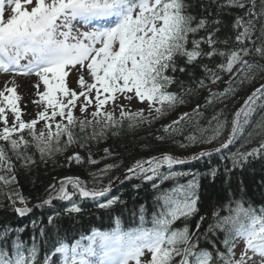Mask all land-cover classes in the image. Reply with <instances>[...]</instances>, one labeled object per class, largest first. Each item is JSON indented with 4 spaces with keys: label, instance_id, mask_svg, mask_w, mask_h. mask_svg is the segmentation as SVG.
Segmentation results:
<instances>
[{
    "label": "snow or ice",
    "instance_id": "1",
    "mask_svg": "<svg viewBox=\"0 0 264 264\" xmlns=\"http://www.w3.org/2000/svg\"><path fill=\"white\" fill-rule=\"evenodd\" d=\"M214 2L219 11L217 18L209 21L193 15L187 0H0V72L36 75L44 85V91L38 94L46 103L45 109L37 114L38 120L45 122L37 132L36 119L30 122L21 119L15 89H7L12 93L9 96L0 91L3 98L0 100V121L4 125L0 130V141L3 142L0 143V171L14 173L13 158L22 168L34 164L33 155L28 154L33 149L41 160L51 157L54 152L61 151L62 138L64 148L73 143L87 147L88 140L103 138V130L88 132V129L93 122L99 125L101 116L104 117V128L121 123L114 119L111 111L102 112L104 105L117 99V94H123L129 101L135 97L140 102H147L151 120L144 115V109L126 113L120 106L121 117L127 119L129 128H135L143 123L151 125L171 113L187 103L186 95L206 88L208 83L216 84L223 79V74L229 76L226 87L220 92L209 89L206 104L223 102L236 94L233 85L251 83L258 74H264V64L246 59L251 55L264 58V0H259V4L257 0ZM233 8L242 10L243 15H237L231 25L236 32L235 46L228 47L231 37L220 39L218 35L223 24L219 16ZM202 30L207 34L197 38ZM221 44L225 47H219ZM215 57L221 61L215 67L203 63ZM196 65L204 75L193 79L195 88H185L184 82L180 81L179 92L169 91L170 86L177 83V73L187 72L193 76L187 66ZM73 70L77 73L79 92L66 84V77ZM86 74L91 83L85 79ZM34 87L39 88V83ZM81 97V114L87 113L94 102L95 111L90 113L92 119L86 116L78 119L73 115L72 109ZM261 100H264V84L236 111L228 140L220 147L186 158L164 152L137 160L127 170L125 180L136 178L152 182L153 190L158 192L150 220L141 205L139 223L134 227L122 228L117 217L116 226L108 231L93 229L90 235L71 243L66 238L56 239L52 249L45 253L42 264H143L141 258L145 252L151 254L147 264H264V206L257 209L251 204L245 206L243 199H228L214 206L211 223L204 232L200 229L208 219L206 216L199 217L193 231L188 221L199 212L197 174L173 170L176 165L211 157L213 152L220 153L237 140L244 139L248 143L256 136L260 137L258 147L246 152L238 149L231 154L232 167H243L249 158L264 154V120L256 121L252 126L257 108L264 110V103H257ZM5 105L13 114L11 126ZM200 108L197 104L193 112L181 113L170 124L163 125L164 135L156 139L171 140L180 148L211 144L228 122L220 119L221 112L212 117L208 128L202 127L193 119L200 114ZM57 116L62 118L61 121H55ZM64 119L67 123H63ZM76 127L82 135L74 133ZM177 137L183 139L177 140ZM104 151L106 155L111 154L108 149ZM89 159L91 163H97L91 157ZM72 160L83 162L78 153L69 157V161ZM117 166L108 164L100 174H107ZM165 168L166 172L162 170ZM217 171L211 169L213 179ZM230 171L225 168L226 173ZM92 175L94 183H99L101 176ZM184 175H191L192 179L186 184L161 188L165 181ZM0 182L7 186L15 183L16 177L0 175ZM111 186L110 181L105 187L88 188L87 182L79 177H64L59 187L50 185L47 198L32 207L28 206L27 198L18 193L16 199H9L13 212L21 218L32 213L33 207H51L54 200L66 202L68 206L64 207V212L72 215L81 213L83 203L87 201L94 202L99 209H110L120 201L118 196L109 198ZM17 201L23 206L17 207ZM222 211L226 214L221 215ZM58 215H49L47 224L54 225ZM177 221L183 226H175ZM31 226L33 230L37 228L35 220ZM25 231L26 227L11 226L0 231V264H41L36 236L30 237L29 246L21 238ZM39 232L46 237L43 227ZM220 233H223L222 240ZM13 235L14 238H10ZM202 239L211 244V250L200 247ZM238 240L243 241L244 248L236 258L234 249ZM218 244L223 245L224 251Z\"/></svg>",
    "mask_w": 264,
    "mask_h": 264
},
{
    "label": "trees",
    "instance_id": "2",
    "mask_svg": "<svg viewBox=\"0 0 264 264\" xmlns=\"http://www.w3.org/2000/svg\"><path fill=\"white\" fill-rule=\"evenodd\" d=\"M191 5L189 11L195 15L198 19L200 17L207 18L211 21L217 18V12L219 11L217 3L214 0H187ZM259 4V0H257ZM237 15H243V11L240 9H229L220 13L219 19L223 21L221 25V32L218 34L220 39L225 37H231L228 47L235 46L236 32L232 29L231 25ZM207 33L202 30L200 35H206ZM224 48V45H219ZM253 62L264 64V58L256 55L246 57ZM221 62L219 57L213 58L211 61L205 60L203 63L209 65V67H215L217 63ZM188 72L193 73V76H189L188 73H177V83L170 86L169 91L179 92V82L183 81L185 88H195L196 85L193 79H200L204 74L199 67L187 66ZM228 74H223V79L216 84L217 92L226 87V77ZM261 80H264V74H258L251 83H244L243 85H233L237 89L236 94L230 96L223 102L213 101L211 104H206V98L209 95L208 87L211 83H208L206 88L200 89L191 95H186L184 98L187 101L184 105L178 106L171 113L161 117L159 120L153 121L151 125L148 123L139 124L135 128L128 127L127 119L122 117L115 118L117 123L110 128H104V122L96 125L93 122L88 132L93 129L96 131L103 130L104 136L100 139H91L87 141V147H80L78 143H73L67 148L63 146V138L61 141V151L54 152L51 157H45L41 160L39 153L34 149L28 154L33 155L35 160L34 164H30L28 167H20V162L15 161L13 163L16 166V171L3 172L0 171V175L11 178L13 175L16 177V182L5 186L0 182V231L12 228L26 227V231L22 234V239L29 243L30 237L35 235L37 240V248L39 250L38 255L44 256L46 252L50 251L53 247V243L56 239L66 238L67 241L84 235L93 227L107 228L115 227L116 218H120L121 226H128L129 221L139 222V208L144 206L146 218L150 220L151 214L156 206L155 197L158 194L156 190L152 188V182H143L136 178L125 180L127 175L125 172L132 167L137 160H146L152 156H159L161 153L168 152L177 157L186 158L191 157L201 151H209L220 147L222 142L228 140L231 132V121L234 114L243 105L248 96L251 95V91L256 87ZM91 98V97H90ZM264 103V100L258 101ZM197 104L201 105L200 114L193 117L194 120H198L202 127L208 128V122L212 120V117L217 113H221V120H226L228 123L224 126L220 136L211 144H198L193 147L180 148L176 144H173L171 140H158L157 136L164 135L161 128L162 121L173 120L177 114L189 112L196 108ZM72 111H74L72 109ZM76 117V116H75ZM56 118H60L57 116ZM80 119V118H78ZM253 127L256 121L264 120V110L257 108L256 113L253 115ZM102 121V119L100 118ZM151 120V119H149ZM64 123V122H63ZM67 123V120H66ZM215 126V121H213ZM37 130V129H36ZM251 127L246 130L250 131ZM77 136L82 135L79 132V128L73 129ZM190 131V129H189ZM27 134V129L24 130ZM211 134V132H209ZM16 134H14L15 136ZM177 140H182L183 137H177ZM0 143H3L0 141ZM260 143V137L256 136L250 142L245 143L244 139L237 140L226 148L227 151H221L220 153L213 152L211 157H204L199 160H193L190 163L174 166V171L178 172H191L197 174L199 181V194L200 200L198 202L199 212L196 216H193L188 221L190 229L195 230V224L199 220L200 216H206V219L200 229L204 232L211 223V213L214 210V206L226 202L228 199H243L245 206L251 204L257 209L264 206V154H261L255 158H249V161L243 165V167H232V161L229 158L230 150L250 151L252 148L258 147ZM241 144L244 147L241 148ZM56 145L53 143V148ZM105 149L110 151V155H106ZM225 150V149H224ZM75 152L85 155L82 163H78L75 160L69 161ZM11 155V153H9ZM89 157L92 160L97 161L93 164L90 162ZM108 164H116L117 167L111 169L107 174H100V170L105 168ZM231 169L226 173L225 168ZM216 168L217 174L213 179L211 175V169ZM73 170L77 176L87 182L89 188L92 187H105L112 182L109 198L112 196H118L120 201L114 204L110 209H99L94 202H84L83 211L79 214L68 215L64 212V207H67L66 202L53 201L51 207L46 206L44 209H37L33 207L32 213L21 218L18 217L12 210L11 200L16 199V194L27 198L29 201L28 206L39 203L41 200L47 198L48 189L50 185L59 187L57 182L58 177L62 176L65 171ZM167 171V169H162ZM92 174H98L101 176L99 183H94V177ZM123 174V175H121ZM191 175H184L178 177L176 180H168L161 184L162 189H168L175 184H186ZM17 207H22L17 201ZM136 213L134 216L133 213ZM56 216V223L54 225H48L47 219L49 215ZM225 212H221V215H225ZM35 220L37 228L33 230L31 222ZM182 227L183 224L177 221L175 225ZM43 227L46 232V237L40 235L39 229ZM59 233V235H57ZM220 239H223V233L219 234ZM10 238H14V235ZM201 248H208L211 250V244L205 243L202 239L200 241ZM221 251H224L223 245L218 244ZM215 255V253H213ZM178 259V258H177Z\"/></svg>",
    "mask_w": 264,
    "mask_h": 264
},
{
    "label": "rangeland",
    "instance_id": "3",
    "mask_svg": "<svg viewBox=\"0 0 264 264\" xmlns=\"http://www.w3.org/2000/svg\"><path fill=\"white\" fill-rule=\"evenodd\" d=\"M76 79H77V73L75 72V70H73L72 72L69 73L68 77H66V84L70 89H73L78 92L80 89H79V85L76 82ZM85 79L89 83H91V80L87 76V74L85 75ZM37 83H39L40 85L39 88L34 87ZM7 89H15V95L19 97V99L16 101V105L20 110L21 119L24 120L25 122H30L36 119L38 121L37 122L38 125L36 126V129H37L36 131L38 132L44 126V123H45L42 120H38V115H37L39 112L43 111L46 107V103L41 101V97L38 94L44 91L43 82L40 81L37 76L28 77V76H20V75L6 74L3 72H0V91H3L6 96L12 95V93L9 92ZM209 89H211L212 91H216V86L214 84H210V86L208 87V92H209ZM128 95H133V94L129 93ZM61 98L65 100L67 99L66 97H61ZM2 99L3 98L0 97V100ZM81 100L82 99L76 102V107L73 108V110L75 111V112L73 111V115L80 119L85 118V116L88 119H92L90 113L95 111L94 102L92 105L88 107L87 113L81 114V112L79 111L81 107ZM120 106H123V110L126 113H133V112L139 111L140 109H144V115L148 117V119H152V116H150L148 112L147 102H140L139 99L135 97L131 101H129L124 98L123 94H119L115 101L113 102L109 101L106 105H104L102 112L109 111L110 109L115 119L119 116L121 117V107ZM155 106H159V105H155ZM48 112L50 115L51 114L50 108L48 109ZM5 113L9 120V126H11L12 121H13V114L7 105H5ZM179 116L180 114H177L175 119H177V117ZM100 118L102 119L101 122H104V117L101 116ZM173 120L166 119V121L164 122L162 121L163 123L162 126L166 124H170ZM3 126H4L3 122L0 121V130H2ZM53 127H54V124H53ZM76 153L78 152H75L74 154ZM79 155L82 158H84L85 156L83 154H79ZM64 177H78V176L73 170L70 169V170L65 171L62 176H59L57 181L60 182V180L63 179ZM69 191H71V188H69ZM243 248H244L243 241L238 240L236 242V247L234 249L236 258H239V255L241 251L243 250ZM249 255H252V253L249 252Z\"/></svg>",
    "mask_w": 264,
    "mask_h": 264
}]
</instances>
